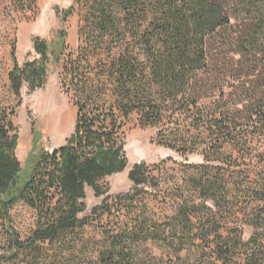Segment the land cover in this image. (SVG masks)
<instances>
[{"label": "trees", "instance_id": "obj_1", "mask_svg": "<svg viewBox=\"0 0 264 264\" xmlns=\"http://www.w3.org/2000/svg\"><path fill=\"white\" fill-rule=\"evenodd\" d=\"M11 2L15 12L37 14L38 0ZM76 3L82 8L77 55L66 53L64 31L53 50L35 38L39 58L24 65L12 46L15 96L21 99L24 85L43 88L51 60L64 61L62 84L77 117L65 145L32 151L24 167L14 112L0 106V264H264V147L256 149L264 139V0ZM221 33L238 57L229 58L238 79L252 80L237 93L211 75V48ZM134 114L142 127L158 129V145L182 157L202 150L206 163L191 168L192 195L183 197L178 187L172 216L138 214L131 226L106 231L92 258L80 233L109 216L115 199L134 202L141 187L159 186L143 162L128 174L136 194L112 200L103 184L128 167L126 128ZM241 161H250L249 169H240ZM87 190L104 200L83 217ZM18 203L36 214L26 239L13 226ZM244 227L253 230L248 239ZM147 242L173 250L175 261L145 257L140 246Z\"/></svg>", "mask_w": 264, "mask_h": 264}, {"label": "rangeland", "instance_id": "obj_2", "mask_svg": "<svg viewBox=\"0 0 264 264\" xmlns=\"http://www.w3.org/2000/svg\"><path fill=\"white\" fill-rule=\"evenodd\" d=\"M69 10H72L71 15ZM81 12L82 8L76 0H38L37 14L24 15L14 11L11 0H0V106L14 112L12 120L17 128V156L24 167L32 151L52 152L66 144L67 139L74 132L77 109L72 95L66 92L62 84L65 62L56 64L53 59L48 67L46 85L34 91H31L28 85H24L21 99H18L9 82V73L14 67L11 56L12 46L16 43L17 61L20 65H24L39 58L33 47L35 38L46 40L50 50H53L59 39V33L64 31L67 35L66 53L77 55L82 24ZM221 36L222 33L215 39V44L211 48L210 65L214 70V74L211 75L220 87L224 86L227 93H237L243 83L250 87L252 80L251 77L238 79L239 75L233 71L231 59L229 60V58L237 60L238 57L229 51ZM67 60L65 58V61ZM211 99L206 100L207 103H210ZM126 132L129 164L123 173L109 177L103 182L110 189L108 195L114 200L119 195L136 194L132 190L133 186L128 174L134 164L142 162L150 166L159 186L141 187L134 202L123 200L119 203L115 199L109 216L103 218L101 223L95 222L87 226L80 233L83 239L81 243L87 246L92 258L97 256L98 244L106 231L117 233L127 225L131 226L138 214L145 213L151 220H166V217L172 216L175 209L174 202L181 200L178 187H181L185 193L183 197L192 195L188 191L189 184H187L192 174L191 168L206 163L202 150L182 157L177 152L158 145L156 142L158 129L142 127L137 114L130 118ZM256 146L260 151L264 147V139ZM239 163L242 165L240 169L247 170L249 168L246 165L251 162ZM103 200L104 197L98 198L91 190H87L85 201L87 211L82 216L90 215L92 208L100 205ZM11 216L14 229L26 239L36 226L35 211L23 203H18L11 211ZM2 225L4 223L0 220V246L5 243ZM244 232L248 239L253 230L244 227ZM140 252L144 253L145 257L149 255L166 262L175 261L174 251L166 249L160 243L147 242L140 246ZM181 255H187V251Z\"/></svg>", "mask_w": 264, "mask_h": 264}]
</instances>
